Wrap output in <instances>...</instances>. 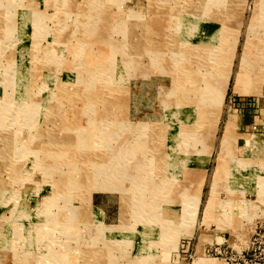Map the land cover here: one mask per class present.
<instances>
[{
	"label": "rangeland",
	"instance_id": "374dc122",
	"mask_svg": "<svg viewBox=\"0 0 264 264\" xmlns=\"http://www.w3.org/2000/svg\"><path fill=\"white\" fill-rule=\"evenodd\" d=\"M263 156L264 0H0V264H224Z\"/></svg>",
	"mask_w": 264,
	"mask_h": 264
},
{
	"label": "built area",
	"instance_id": "2783aa9c",
	"mask_svg": "<svg viewBox=\"0 0 264 264\" xmlns=\"http://www.w3.org/2000/svg\"><path fill=\"white\" fill-rule=\"evenodd\" d=\"M224 264H264V234L255 231L244 248L219 252Z\"/></svg>",
	"mask_w": 264,
	"mask_h": 264
},
{
	"label": "bare ground",
	"instance_id": "6f19581e",
	"mask_svg": "<svg viewBox=\"0 0 264 264\" xmlns=\"http://www.w3.org/2000/svg\"><path fill=\"white\" fill-rule=\"evenodd\" d=\"M141 11V10H140ZM201 22V21H200ZM188 55V54H187ZM180 66V65H179ZM166 67V66H165ZM109 72H112V71H109ZM111 76H113V75H111ZM210 89V91L212 90L211 89V87L209 88ZM206 94V93H205ZM212 96V95H211ZM135 98V97H134ZM207 112V111H206ZM203 117V116H202ZM60 148V147H59ZM57 154V153H56ZM54 155V154H53ZM60 155V154H59ZM212 199V198H211ZM212 201V200H211ZM136 203V202H135Z\"/></svg>",
	"mask_w": 264,
	"mask_h": 264
},
{
	"label": "crops",
	"instance_id": "0c3cea01",
	"mask_svg": "<svg viewBox=\"0 0 264 264\" xmlns=\"http://www.w3.org/2000/svg\"><path fill=\"white\" fill-rule=\"evenodd\" d=\"M257 121H260L261 122V120L259 119V120H257ZM264 157V156H263Z\"/></svg>",
	"mask_w": 264,
	"mask_h": 264
}]
</instances>
